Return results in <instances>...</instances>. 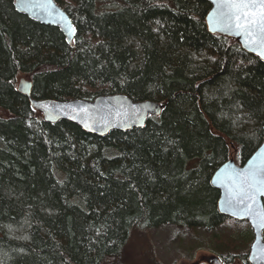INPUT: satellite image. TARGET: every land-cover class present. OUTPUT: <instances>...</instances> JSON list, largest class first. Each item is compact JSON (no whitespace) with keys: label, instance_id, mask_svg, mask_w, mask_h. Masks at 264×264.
<instances>
[{"label":"trees","instance_id":"1","mask_svg":"<svg viewBox=\"0 0 264 264\" xmlns=\"http://www.w3.org/2000/svg\"><path fill=\"white\" fill-rule=\"evenodd\" d=\"M55 1L71 43L0 0V264H126L139 231L234 222L211 181L263 143L264 62L209 32V0ZM23 76L38 100L126 94L165 107L143 129L98 137L45 122L17 91ZM213 236L225 264H249L250 226Z\"/></svg>","mask_w":264,"mask_h":264},{"label":"water","instance_id":"2","mask_svg":"<svg viewBox=\"0 0 264 264\" xmlns=\"http://www.w3.org/2000/svg\"><path fill=\"white\" fill-rule=\"evenodd\" d=\"M211 10L206 16V24L210 33L223 35L237 41L241 47L249 54L259 58L264 62V57L259 55V49L246 46L245 38L236 35L233 31L222 30L220 26L210 21L209 15L216 5L213 0ZM16 9L28 17L49 26L59 27L67 40L71 43L75 38V26L71 17L52 0L51 14L30 9L27 5L21 4L20 0H15ZM71 29V30H69ZM34 83L32 80L21 78L18 81L17 91L28 98L31 106L40 112L47 123L55 124L59 121H68L82 128L86 133L98 137H106L112 131H130L133 129H143L151 116H160L165 105L160 102L146 100L135 101L126 94L98 96L93 101L84 99L57 100V99H35L33 98ZM255 158V159H254ZM249 161L258 164L264 161V140L262 145L254 154L242 165L236 163L232 157L223 164L212 177V186L220 191L218 210L221 215L239 222L247 221L254 233V240L250 246L248 261L250 264H264V229L254 228L250 217L239 212V206L229 203L231 197L229 189L225 187L228 183L227 177L235 171H242L249 167ZM258 204L264 206V196L258 197ZM259 231V236L257 232ZM256 245L255 251L253 245ZM210 263L223 264L218 257L209 258Z\"/></svg>","mask_w":264,"mask_h":264},{"label":"snow or ice","instance_id":"3","mask_svg":"<svg viewBox=\"0 0 264 264\" xmlns=\"http://www.w3.org/2000/svg\"><path fill=\"white\" fill-rule=\"evenodd\" d=\"M20 3L51 14L52 0H20ZM213 3L216 8L209 15L210 21L222 30L243 36L246 46L259 49V55L264 57V0H213ZM227 180L229 203L239 206V212L251 218L254 228L264 229V206L258 204V197L264 196V161L258 164L249 161L248 168L233 170ZM255 248L254 244V251Z\"/></svg>","mask_w":264,"mask_h":264},{"label":"rangeland","instance_id":"4","mask_svg":"<svg viewBox=\"0 0 264 264\" xmlns=\"http://www.w3.org/2000/svg\"><path fill=\"white\" fill-rule=\"evenodd\" d=\"M21 78L28 79L23 76L19 80ZM248 227L246 222L234 220L220 225L214 231L171 224L139 231L131 238L130 245L135 247L130 248L126 264H213L209 258H222L211 252V236H216L217 240H221L225 234L239 237L248 231ZM217 244L214 240L213 247H219Z\"/></svg>","mask_w":264,"mask_h":264},{"label":"flooded vegetation","instance_id":"5","mask_svg":"<svg viewBox=\"0 0 264 264\" xmlns=\"http://www.w3.org/2000/svg\"><path fill=\"white\" fill-rule=\"evenodd\" d=\"M247 223V222H246ZM248 224V223H247ZM249 225V224H248ZM250 226V225H249ZM251 228V227H250ZM252 232H253V230H252ZM253 235H254V233H253ZM225 264V263H224Z\"/></svg>","mask_w":264,"mask_h":264}]
</instances>
